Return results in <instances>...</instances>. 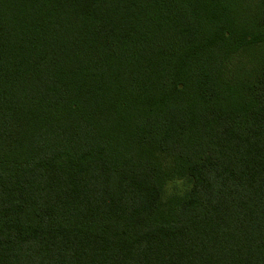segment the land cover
<instances>
[{
	"label": "trees",
	"instance_id": "1",
	"mask_svg": "<svg viewBox=\"0 0 264 264\" xmlns=\"http://www.w3.org/2000/svg\"><path fill=\"white\" fill-rule=\"evenodd\" d=\"M0 264H264V0H0Z\"/></svg>",
	"mask_w": 264,
	"mask_h": 264
},
{
	"label": "rangeland",
	"instance_id": "2",
	"mask_svg": "<svg viewBox=\"0 0 264 264\" xmlns=\"http://www.w3.org/2000/svg\"><path fill=\"white\" fill-rule=\"evenodd\" d=\"M187 190L186 184L182 181H172L168 182L162 194V201L165 202L171 195H181Z\"/></svg>",
	"mask_w": 264,
	"mask_h": 264
}]
</instances>
